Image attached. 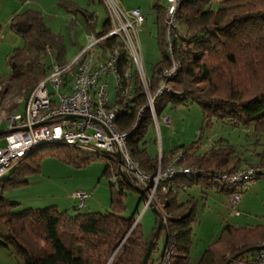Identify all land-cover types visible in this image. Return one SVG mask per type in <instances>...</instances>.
Masks as SVG:
<instances>
[{
    "label": "trees",
    "instance_id": "1",
    "mask_svg": "<svg viewBox=\"0 0 264 264\" xmlns=\"http://www.w3.org/2000/svg\"><path fill=\"white\" fill-rule=\"evenodd\" d=\"M58 4L70 12L81 13L93 33L100 34L111 27L106 17L101 31L97 32L96 18L92 13L65 0H59ZM217 6L211 8L210 0L180 2L177 21L182 34L173 40L172 50V58L178 61V72L167 81L169 91L154 100L155 115L158 117L168 103L195 102L202 111L206 126L219 121L231 127L252 128L254 133H260L264 130V0H220ZM163 21L164 13L156 21L161 59L151 67L148 76L150 93L158 85L157 74L171 62L165 51ZM7 22L10 30L22 39V45L15 47L7 58L9 76L0 79V96H23L20 105L8 109L9 114H13L19 106L23 109L30 91L48 73L47 55L54 50L53 61L64 63L65 49L60 37L49 29L42 12L37 9L14 12ZM115 44H118L115 37L104 39L99 46L103 49L102 54ZM126 64L127 56L120 43V74ZM237 71L242 72L248 83L242 84L246 80L239 82L232 78L231 75ZM131 75L130 81L117 87L116 104L111 105L115 111L114 123L118 130L130 131L138 119L139 109L143 108L137 126L126 138V146L137 168L154 175L159 157L148 154L145 139L147 126L153 118L144 108L146 97L138 77L134 71ZM199 84H203L202 87ZM3 134L0 126V138ZM47 146H56L55 151L46 152ZM84 153L62 144L37 145L0 177V247L11 249L22 264H108L118 244L120 247L110 264H142L148 242L156 230L157 211L167 216L159 236L164 233L162 252L170 243L173 244L172 264H224L228 256H238L264 242V224L252 227L227 223L222 226L219 236L209 242L198 261H190L191 224L197 215L196 199L190 196L180 202L177 195L180 190L194 185L215 187L227 194L231 191L212 183L207 176L214 170L234 173L241 169L236 149L223 140L212 142L202 152L198 139L173 146L168 153L161 151V166L179 153L180 165L196 167L204 172L177 174L171 181L174 189L164 188L166 184L156 188V200L152 202L155 221L149 235H145L139 221L130 228L135 216H123L126 192L140 194L141 190L147 194V189L138 185L136 179L122 168L119 170L117 162L108 163L102 172L109 178L110 187L109 210L105 213L88 211L71 216L68 210L52 205L14 210L19 202L4 196L3 192L8 189L27 185L29 179L39 173L45 155L52 154L82 167L94 158ZM256 173L260 174V171ZM113 175L114 182L110 178ZM72 208L79 209L76 204ZM150 257L147 264H156L161 255Z\"/></svg>",
    "mask_w": 264,
    "mask_h": 264
},
{
    "label": "rangeland",
    "instance_id": "2",
    "mask_svg": "<svg viewBox=\"0 0 264 264\" xmlns=\"http://www.w3.org/2000/svg\"><path fill=\"white\" fill-rule=\"evenodd\" d=\"M8 1L9 0H7V2ZM15 1H17V3L11 1V3L6 5L4 10L0 11V79H5L9 76L10 68L7 65L9 54L15 47L22 45L21 37L13 33L7 24L14 10L21 12L26 9H37L42 12L46 25L56 36L60 37L62 41L65 49L63 57V61L65 62H69L76 53L79 52L81 47L86 44L87 35L93 33L92 30L88 29L81 13L68 11L58 4L59 0ZM74 1L83 9H90L97 14L95 31H101L102 22L107 17L105 6L97 1ZM160 1L161 3L165 2V0ZM218 1L220 0H210L211 8H217ZM2 4L5 5V3ZM147 13L149 14L145 15L146 18L136 28L135 38L140 50L144 71L148 77L151 74V67L161 59V53L155 36V13H150V11H147ZM51 54L49 53L46 57V64L48 66L53 62L54 50H52ZM231 76L234 79H238L239 82L241 80H246L242 82V84L248 83V79L244 78L241 71H237V74ZM105 81L107 83L106 93L108 103L110 105H115L118 87L116 76L109 73L105 77ZM140 84L142 85L141 82ZM201 85L203 84H199V86ZM22 100V95L0 96V126L2 130L5 129L6 120L10 115L8 109L20 105ZM21 107L19 106L18 110H14L13 112L22 111ZM163 117L168 118V123H165ZM257 136L258 135L252 131V128L230 127L219 121H213L210 126L204 125L202 111L195 102L166 104L157 119H153L152 123L148 124L145 133L146 150L152 157H159L161 151L168 153L169 151L167 152V150L170 149L171 145L187 144L195 139L199 140L200 152H202L209 147L211 142L219 139L223 140V142L235 145L234 148L237 150V154L248 159L247 161L250 163H255L257 158H259L258 155L254 153L258 154L261 151L260 148H255L257 146ZM2 142L3 140L0 138V144ZM258 143L264 144V139H259ZM55 148L56 146H47L44 150L46 152H54ZM89 155L94 158L82 167H77L72 163L62 161L54 155L52 156V154L45 155L41 161L39 173L30 178L27 185L20 188L8 189L4 191L3 194L6 198L19 202L14 210H21L22 208L28 207L42 208L52 205L60 210H68L71 216L88 211L105 213L109 210L110 187L108 184L109 178L103 176L102 172L105 166L110 163V160L98 154H88V156ZM241 163H245V161ZM245 167L247 166L241 168ZM261 179L264 178L254 181L258 182ZM258 185L260 186L259 189L249 188V190H243V196L245 200L247 199L248 205H246L245 208L237 206L236 210L240 215L234 217L229 216V209L226 205L228 198L227 193L211 191L206 199H202L201 194H198L193 189V193L191 192V194L197 199L198 204L196 219L191 224L192 244L190 249V261L192 263L198 261L206 246L219 236L222 226L225 224L228 223L235 226L248 225L252 227L264 224V205H262V200H264V181H261ZM77 189H81L88 194L89 199H86L87 206L77 210H74L71 206H62L65 202L63 200ZM126 194V210L123 216H135L130 228L132 229L139 221L145 235H149L155 221V212L152 209V202L155 201V199L152 198L149 206L144 208V204H142L143 196L141 194H132L130 191L126 192ZM144 195V200L146 201L148 195L145 193ZM178 199H180L179 196ZM160 213V211H157V214L161 217L162 229L163 225L166 224L167 216ZM159 234L154 239L151 259L157 257L159 253L160 255L162 254L164 233L160 236ZM124 239L125 238H123L122 241H124ZM119 247L120 244H118L112 252L108 264H110ZM157 250L159 251L157 252ZM234 257L235 256H228L227 258H231L232 260ZM0 264H22V261L11 249L0 247Z\"/></svg>",
    "mask_w": 264,
    "mask_h": 264
},
{
    "label": "built area",
    "instance_id": "3",
    "mask_svg": "<svg viewBox=\"0 0 264 264\" xmlns=\"http://www.w3.org/2000/svg\"><path fill=\"white\" fill-rule=\"evenodd\" d=\"M181 1L166 0L164 38L165 50L171 57V62L157 74L158 85L150 93L149 78L145 74L135 38L136 28L144 20L141 12L136 8L131 10L121 8L118 0H101L107 10L110 29L100 34L87 35L86 44L69 62L53 61L48 73L28 94L22 111L10 114L7 118L1 137L3 142L0 144V177L32 147L41 144H62L88 154L103 155L110 162L117 163L119 154L121 168L133 176L138 185L147 189L148 198L143 203L146 208L152 198L156 200L155 191L158 186L166 184L164 188H175L171 181L177 174L204 172L196 167L180 165L179 153L171 157L165 166H161V152L154 175L140 171L126 146V138L137 126L143 108L139 109L138 119L132 129L120 131L115 126V111L108 103L106 93L107 74L112 73L116 76L117 86L120 88L123 82L130 81L131 73L134 71L145 93L144 108L149 110L153 119H157L154 100L169 91L167 81L178 72V61L172 58V50L173 40L182 34L177 21V10ZM108 37H115L118 44L106 48L102 54L100 43ZM120 43L127 56V66L122 74L118 69ZM181 46L183 47V44ZM163 119L168 123L167 117ZM256 171L257 168L247 166L234 173L217 170L207 173L212 183L231 190L226 201L229 216L237 214L236 209L241 198L240 188L260 175ZM110 178L114 182L115 176ZM71 197L81 208L88 194L77 189L72 192ZM240 255L232 260L228 258L230 259L228 264H264V242L260 244L259 249ZM173 256L174 247L170 243L164 248L156 264H172Z\"/></svg>",
    "mask_w": 264,
    "mask_h": 264
},
{
    "label": "crops",
    "instance_id": "4",
    "mask_svg": "<svg viewBox=\"0 0 264 264\" xmlns=\"http://www.w3.org/2000/svg\"><path fill=\"white\" fill-rule=\"evenodd\" d=\"M11 1H14L15 3H17V1H15V0H9L8 2H7V0L5 1V0H0V3H1V9H0V11H2V10H4L5 8H6V5L7 4H9V3H11ZM68 4L69 3H72L74 6H77V7H79V8H82V7H80V5H78V3H76L74 0H65ZM97 0H95V1H91V2H96ZM101 1V0H100ZM89 2V1H88ZM98 2V1H97ZM118 2H119V4H120V6H121V8H123V9H125V10H131V9H139V11L141 12V14H142V16L144 17V19L146 18L145 17V15L146 14H149V13H147V11H150V13L151 12H153V13H155V23H154V25H155V36H156V34H157V24H156V21H157V19H158V17L159 16H161V14H163L164 13V8H165V6H166V0H165V2L164 3H161V1L160 0H118ZM2 3H5V5H3ZM102 3V2H101ZM17 5V4H16ZM83 9V8H82ZM40 11V10H39ZM14 12H17V11H15L14 10ZM86 12H88V13H92L93 14V16L95 17V18H97V14L94 12V11H92V10H90V9H87L86 10ZM107 17H108V14H107ZM0 20H1V17H0ZM87 25V24H86ZM88 27V26H87ZM88 29H89V27H88ZM156 42H157V38H156ZM158 44V43H157ZM51 54V53H50ZM51 56H52V54H51ZM224 125H228V124H224ZM228 126H230V125H228ZM231 127V126H230ZM256 135H258L257 136V139L259 140H262V139H264V130H262V131H260V133H255ZM217 140H219V139H217ZM258 140H257V142H256V144H257V146L255 147V148H260L261 149V151L257 154V153H254V154H256V155H258V157L259 158H257V160H256V162L254 163H250V162H248L247 160L248 159H245V158H243L242 156H240V155H238L239 156V158L241 159V162H243V161H245V163H240V167H243V166H252V167H255V168H257V170H259L260 171V176H258V177H256V178H254L252 181H250V182H248L245 186H242V187H244V188H240V192H241V198H240V201H239V203H238V207H242V208H245V206L246 205H248L247 204V199L245 200V197L243 196L244 194H243V190H249V188L250 189H259L260 188V186L258 185V184H260V182L261 181H264V179H261L260 181H258V182H256V181H254V180H257V179H260V178H264V144H260V143H258ZM216 141V140H215ZM214 142V141H213ZM212 143V142H211ZM226 143H228V142H226ZM170 144V143H169ZM179 144V143H178ZM228 144H230L231 146H233V148L235 147V145H232L231 143H228ZM173 146H176V145H171V147H170V149L173 147ZM170 149H168L167 150V152L170 150ZM237 151V150H236ZM252 162V161H251ZM193 189L198 193V194H201V198L202 199H206L207 198V196L209 195V193H211V191H216L217 193L218 192H224V191H220V190H218V189H216L215 187H212V188H209V187H202V186H200V187H198V186H190V187H187V188H185L184 190L182 189V190H180L179 191V195H177V199H178V196L180 197V199H178L180 202H182V201H185V200H187V199H189L190 198V196L191 197H194L192 194H191V192L193 193ZM214 189V190H213ZM183 195V196H182ZM195 198V197H194ZM87 199H89V196L87 197ZM196 199V198H195ZM63 201H65L64 202V204L62 205V206H74V204H76V201H75V199H73L72 197H71V195L69 194V196H67ZM254 202V201H253ZM197 204H198V202H197V199H196V210H197ZM204 205V204H203ZM262 205H264V200H262ZM87 206V204H86V201H85V204H84V206L83 207H86ZM252 209V208H251ZM64 210H66V209H64ZM236 215H240L239 214V212L237 213V214H235L234 216H236ZM234 216H232V217H234ZM159 250H157V252H158ZM159 255H160V253H159ZM159 255H158V257H159ZM156 258V257H155Z\"/></svg>",
    "mask_w": 264,
    "mask_h": 264
},
{
    "label": "water",
    "instance_id": "5",
    "mask_svg": "<svg viewBox=\"0 0 264 264\" xmlns=\"http://www.w3.org/2000/svg\"><path fill=\"white\" fill-rule=\"evenodd\" d=\"M117 161H118V166H119V170H121V166H120V156H119V154H117ZM139 192H140V194L143 196V198H145V195H144V193L141 191V190H139ZM157 218H158V223H157V226H156V230H155V232H154V234H153V236H152V238H150V240H149V242H148V245H147V248H146V252H145V254H144V257H143V260H142V264H147V262H148V260H149V257H150V255H151V252H152V249H153V245H154V239L158 236V234H159V232H160V229H161V217H160V215L159 214H157ZM260 248V246H255V247H252V248H249V249H246L244 252H248V251H252V250H256V249H259ZM243 252V253H244ZM242 254V253H241ZM236 257V256H235ZM234 257V258H235ZM229 261H230V259L229 260H227L224 264H228L229 263Z\"/></svg>",
    "mask_w": 264,
    "mask_h": 264
},
{
    "label": "clouds",
    "instance_id": "6",
    "mask_svg": "<svg viewBox=\"0 0 264 264\" xmlns=\"http://www.w3.org/2000/svg\"><path fill=\"white\" fill-rule=\"evenodd\" d=\"M5 130V129H4Z\"/></svg>",
    "mask_w": 264,
    "mask_h": 264
}]
</instances>
